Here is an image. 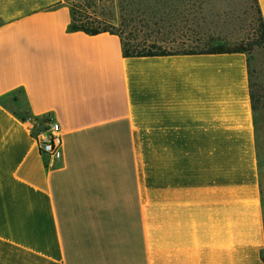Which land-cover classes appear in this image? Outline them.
Here are the masks:
<instances>
[{"label": "crops", "instance_id": "crops-1", "mask_svg": "<svg viewBox=\"0 0 264 264\" xmlns=\"http://www.w3.org/2000/svg\"><path fill=\"white\" fill-rule=\"evenodd\" d=\"M70 22L65 0H0V264H264L247 54L125 57Z\"/></svg>", "mask_w": 264, "mask_h": 264}, {"label": "rangeland", "instance_id": "rangeland-1", "mask_svg": "<svg viewBox=\"0 0 264 264\" xmlns=\"http://www.w3.org/2000/svg\"><path fill=\"white\" fill-rule=\"evenodd\" d=\"M102 16L139 48L168 51L250 48L258 21L253 0H67ZM152 49V48H151ZM154 49V48H153ZM253 81L264 86V49L249 50ZM264 194V107L256 113Z\"/></svg>", "mask_w": 264, "mask_h": 264}, {"label": "trees", "instance_id": "trees-1", "mask_svg": "<svg viewBox=\"0 0 264 264\" xmlns=\"http://www.w3.org/2000/svg\"><path fill=\"white\" fill-rule=\"evenodd\" d=\"M255 5V11L257 13L258 29L256 38L250 43V48L246 49L244 47H237L234 49L225 48L222 46L213 47L209 49H190V50H178V51H168L161 48L156 43H153V46L149 49L139 48V46L131 43V39L126 38L123 34L111 29L110 26L97 14L90 13L86 9H82L78 5L70 4L65 0V2L70 7L71 11V22L69 24L68 30L70 32L74 31H83L87 34L95 35L102 32H109L117 34L121 38L123 54L125 57H139V56H155V55H172V54H181V53H223V52H244L247 54L248 58V71H249V88H250V97L252 103V109L255 113L264 107V86L260 83H255L253 81L254 70L251 67V57L249 50L261 47L264 49V18L259 5L258 0H253ZM154 48V49H153ZM50 114L44 116H35L31 117L35 121V129L32 130L34 135L36 127L43 126L47 120L50 119ZM26 120V119H25ZM257 122V119H256Z\"/></svg>", "mask_w": 264, "mask_h": 264}, {"label": "built area", "instance_id": "built-area-1", "mask_svg": "<svg viewBox=\"0 0 264 264\" xmlns=\"http://www.w3.org/2000/svg\"><path fill=\"white\" fill-rule=\"evenodd\" d=\"M35 126H32V130ZM34 137L37 140L40 151L49 157L58 154L63 147V129L59 122L51 116L43 126L36 127Z\"/></svg>", "mask_w": 264, "mask_h": 264}]
</instances>
